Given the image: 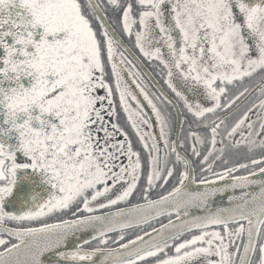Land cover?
Returning <instances> with one entry per match:
<instances>
[{
    "label": "snow or ice",
    "instance_id": "obj_1",
    "mask_svg": "<svg viewBox=\"0 0 264 264\" xmlns=\"http://www.w3.org/2000/svg\"><path fill=\"white\" fill-rule=\"evenodd\" d=\"M0 264H264V0H0Z\"/></svg>",
    "mask_w": 264,
    "mask_h": 264
},
{
    "label": "water",
    "instance_id": "obj_2",
    "mask_svg": "<svg viewBox=\"0 0 264 264\" xmlns=\"http://www.w3.org/2000/svg\"><path fill=\"white\" fill-rule=\"evenodd\" d=\"M146 66V65H145ZM147 67V66H146ZM149 71H150V69H148ZM154 75V74H153ZM148 78V77H147ZM149 79V78H148ZM149 81L152 83V85L156 88V89H160V90H162V91H165L168 95H169V97L170 98H173L168 92H167V90L160 84V82L157 80V78L155 77V81H158V83H155L153 80H151V79H149ZM174 99V98H173ZM143 101V100H142ZM144 103V105H145V110H146V112H148L149 113V115L151 116V109L149 108V107H147V104L145 103V102H143ZM175 114H176V120L178 119V111H175ZM152 118V120H153V122H155L154 121V116H152L151 117ZM257 178H259V177H257ZM218 199H220V198H218Z\"/></svg>",
    "mask_w": 264,
    "mask_h": 264
},
{
    "label": "flooded vegetation",
    "instance_id": "obj_3",
    "mask_svg": "<svg viewBox=\"0 0 264 264\" xmlns=\"http://www.w3.org/2000/svg\"><path fill=\"white\" fill-rule=\"evenodd\" d=\"M145 65L147 66L148 65V62L145 61ZM150 69V68H149ZM151 70V69H150ZM154 74V73H153ZM155 75V74H154ZM156 78L159 80V82L162 84V86L167 90V92L174 98L173 94L167 89V87L163 84V81L160 80V78L158 76H156ZM145 80L148 84H150L152 86L153 89L150 88L151 91H157V89L152 85V83L149 81V79L147 77H145ZM175 99V98H174ZM141 100H143V98L141 97ZM146 103V102H145ZM171 106V105H170ZM172 108V106H171ZM145 110V108H144ZM146 111V110H145ZM174 112V116H175V120H176V114H175V111L173 110ZM154 121H155V117H154ZM156 131L158 132V129H156Z\"/></svg>",
    "mask_w": 264,
    "mask_h": 264
},
{
    "label": "trees",
    "instance_id": "obj_4",
    "mask_svg": "<svg viewBox=\"0 0 264 264\" xmlns=\"http://www.w3.org/2000/svg\"><path fill=\"white\" fill-rule=\"evenodd\" d=\"M149 86H150L151 89H153L152 86H151L150 84H149ZM168 109L171 111V115H172V117H173V120L175 121L174 112H173V110H172V108H171L170 105L168 106Z\"/></svg>",
    "mask_w": 264,
    "mask_h": 264
}]
</instances>
